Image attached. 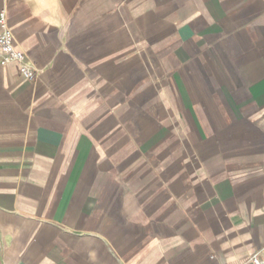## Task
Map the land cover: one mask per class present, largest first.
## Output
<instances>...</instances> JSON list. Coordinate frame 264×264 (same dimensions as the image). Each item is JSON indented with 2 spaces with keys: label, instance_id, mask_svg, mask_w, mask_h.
I'll use <instances>...</instances> for the list:
<instances>
[{
  "label": "crops",
  "instance_id": "crops-1",
  "mask_svg": "<svg viewBox=\"0 0 264 264\" xmlns=\"http://www.w3.org/2000/svg\"><path fill=\"white\" fill-rule=\"evenodd\" d=\"M0 264L264 260V0H0Z\"/></svg>",
  "mask_w": 264,
  "mask_h": 264
},
{
  "label": "built area",
  "instance_id": "built-area-1",
  "mask_svg": "<svg viewBox=\"0 0 264 264\" xmlns=\"http://www.w3.org/2000/svg\"><path fill=\"white\" fill-rule=\"evenodd\" d=\"M15 61L17 69L23 80H33L36 77L35 69L28 64L23 52L15 49L12 40V33L7 25L4 11L0 12V64L6 65ZM250 264H264V260L258 254H254L249 261Z\"/></svg>",
  "mask_w": 264,
  "mask_h": 264
}]
</instances>
